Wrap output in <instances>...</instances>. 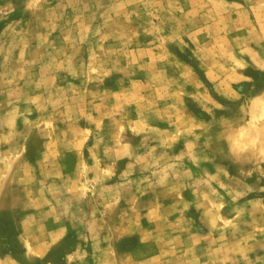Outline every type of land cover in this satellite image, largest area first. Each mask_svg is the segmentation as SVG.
I'll return each mask as SVG.
<instances>
[{
	"label": "clouds",
	"instance_id": "obj_1",
	"mask_svg": "<svg viewBox=\"0 0 264 264\" xmlns=\"http://www.w3.org/2000/svg\"><path fill=\"white\" fill-rule=\"evenodd\" d=\"M0 264H264V0H0Z\"/></svg>",
	"mask_w": 264,
	"mask_h": 264
}]
</instances>
